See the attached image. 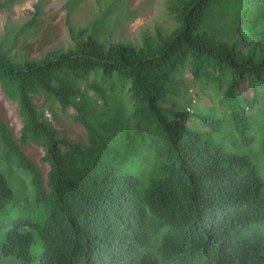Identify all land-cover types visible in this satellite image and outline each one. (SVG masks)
<instances>
[{"label": "trees", "instance_id": "1", "mask_svg": "<svg viewBox=\"0 0 264 264\" xmlns=\"http://www.w3.org/2000/svg\"><path fill=\"white\" fill-rule=\"evenodd\" d=\"M262 2L171 0L174 29L139 47L81 39L87 29L69 25L67 50L23 61L0 52V260L264 264V179L253 161L264 159V54L220 40L253 23ZM185 71L217 97L208 110L173 101ZM20 171L28 199L6 176ZM33 205L41 221L11 213Z\"/></svg>", "mask_w": 264, "mask_h": 264}, {"label": "rangeland", "instance_id": "2", "mask_svg": "<svg viewBox=\"0 0 264 264\" xmlns=\"http://www.w3.org/2000/svg\"><path fill=\"white\" fill-rule=\"evenodd\" d=\"M170 1L0 0V52L7 53L15 61H23L40 59L55 49L67 50L74 44L68 29L69 25L74 29L84 27L87 29L81 39H85L90 34L105 46L120 44L139 47L145 37H154L157 34L166 35L174 29L176 21L170 12ZM36 11L38 12L36 22L23 28V25L35 15ZM262 11H264V2L258 5V14L253 23L234 24L229 32L220 34V40L228 45L233 44L236 49L244 53L254 51L256 55L264 54V41H258L260 36H264V16L259 14ZM190 78L191 74L188 71L176 74L177 80L183 79L184 86L179 88L178 95L173 97V101L191 111L204 112L210 108L212 102L216 103L217 97L212 95L207 88L204 89L190 82ZM88 95L96 99L98 105L102 103V99L97 98L94 91L89 90ZM34 98L36 104L42 102V98L38 95ZM163 106H169V102L166 101ZM6 107L9 113H13L16 103L6 100ZM259 107L261 105L256 104L252 110L247 109L246 111L251 114ZM75 113L73 108L67 109L65 118L68 124L71 123L70 120ZM62 116L59 115V117ZM13 117L20 126L19 117L17 115ZM39 117L46 120L48 124L54 120L50 109L44 104L39 108ZM57 135L60 137L61 132L58 131ZM253 161L257 164L259 175L264 179V159L260 157L256 161L254 158ZM3 164L0 160V171L3 169ZM6 176L13 191L21 199H28L29 195L31 196L29 180L23 172L20 171V174L6 173ZM39 208L36 205L25 206L11 213L13 215L21 213L31 220L41 221ZM2 237L3 233H0V242ZM40 248V243L36 242L31 250L35 252ZM36 263L37 260H34L33 264ZM0 264L13 263L0 260Z\"/></svg>", "mask_w": 264, "mask_h": 264}]
</instances>
